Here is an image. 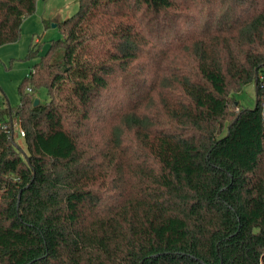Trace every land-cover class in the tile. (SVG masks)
<instances>
[{
	"label": "trees",
	"instance_id": "16d2710c",
	"mask_svg": "<svg viewBox=\"0 0 264 264\" xmlns=\"http://www.w3.org/2000/svg\"><path fill=\"white\" fill-rule=\"evenodd\" d=\"M77 2L0 104V264H264V0Z\"/></svg>",
	"mask_w": 264,
	"mask_h": 264
},
{
	"label": "rangeland",
	"instance_id": "374dc122",
	"mask_svg": "<svg viewBox=\"0 0 264 264\" xmlns=\"http://www.w3.org/2000/svg\"><path fill=\"white\" fill-rule=\"evenodd\" d=\"M78 8L77 0H38L36 12L23 22L20 40L0 46V104L8 102L12 108L19 106L18 87L29 76L30 70L39 59L28 58L31 45L38 44L39 54L44 56L50 42L62 38L58 24L77 13ZM37 38L41 41L38 42ZM253 85H247L242 93L236 94V99L244 108L256 106L257 99ZM36 99L42 104L46 103L49 100L47 89H40L36 93ZM18 130L19 127L16 125L15 143L26 152L25 139L17 134Z\"/></svg>",
	"mask_w": 264,
	"mask_h": 264
},
{
	"label": "built area",
	"instance_id": "2783aa9c",
	"mask_svg": "<svg viewBox=\"0 0 264 264\" xmlns=\"http://www.w3.org/2000/svg\"><path fill=\"white\" fill-rule=\"evenodd\" d=\"M19 127V126H18ZM5 128H7V126H5ZM15 132H14V136H15ZM17 134L21 137V138H24V136H25V133H24V131L19 127V130H18V132H17Z\"/></svg>",
	"mask_w": 264,
	"mask_h": 264
},
{
	"label": "crops",
	"instance_id": "0c3cea01",
	"mask_svg": "<svg viewBox=\"0 0 264 264\" xmlns=\"http://www.w3.org/2000/svg\"><path fill=\"white\" fill-rule=\"evenodd\" d=\"M37 2H38V1H37ZM44 21H45V20H44ZM44 21H43V22H44ZM21 29H22V28H21ZM38 40H39V41H38ZM37 41L40 42L41 40L37 38ZM38 42H37V43H38ZM253 84H254V83H253ZM253 84H251V85H253ZM249 85H250V84H249ZM253 86H254V90H255L256 95H257V88H256V85L254 84ZM239 102H240V101H239ZM256 104H257V102H256Z\"/></svg>",
	"mask_w": 264,
	"mask_h": 264
},
{
	"label": "water",
	"instance_id": "95a60500",
	"mask_svg": "<svg viewBox=\"0 0 264 264\" xmlns=\"http://www.w3.org/2000/svg\"><path fill=\"white\" fill-rule=\"evenodd\" d=\"M39 103H40L39 100L35 99V101H34L35 106L39 105Z\"/></svg>",
	"mask_w": 264,
	"mask_h": 264
}]
</instances>
